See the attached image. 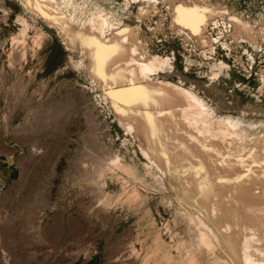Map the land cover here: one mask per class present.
Here are the masks:
<instances>
[{"label": "bare ground", "instance_id": "1", "mask_svg": "<svg viewBox=\"0 0 264 264\" xmlns=\"http://www.w3.org/2000/svg\"><path fill=\"white\" fill-rule=\"evenodd\" d=\"M16 1L78 54L146 161L138 167L117 158L113 166L174 201L186 236L179 259L167 255L164 264H264V119L218 112L195 86L170 80L174 51L153 50L172 36L181 42L182 73L199 69V80H230L238 67L247 81L253 53L264 52V19L246 18L228 0ZM181 8L199 9L188 26L176 22ZM97 45L109 50L103 66ZM258 74L256 101L264 97Z\"/></svg>", "mask_w": 264, "mask_h": 264}, {"label": "rangeland", "instance_id": "2", "mask_svg": "<svg viewBox=\"0 0 264 264\" xmlns=\"http://www.w3.org/2000/svg\"><path fill=\"white\" fill-rule=\"evenodd\" d=\"M227 3L264 19V0ZM23 21L31 24L26 31ZM61 39L16 0H0V264L178 260L186 225L174 201L113 166L117 158L138 167L146 161ZM159 41L155 52L176 54L170 80L195 86L220 113L264 119V97H254L261 49L251 79L235 67L230 80L207 82L197 79L199 69L182 73L180 41ZM133 188L134 200L127 196Z\"/></svg>", "mask_w": 264, "mask_h": 264}, {"label": "snow or ice", "instance_id": "3", "mask_svg": "<svg viewBox=\"0 0 264 264\" xmlns=\"http://www.w3.org/2000/svg\"><path fill=\"white\" fill-rule=\"evenodd\" d=\"M39 7V6H38ZM183 15L180 19H177V23L183 24L184 26H188L189 22L195 17V14L199 11V9H178ZM57 19H63L62 17H57ZM108 51L107 49L101 48L99 45H97V51L95 53V56L100 63L101 66H103V61L107 58L108 56Z\"/></svg>", "mask_w": 264, "mask_h": 264}]
</instances>
